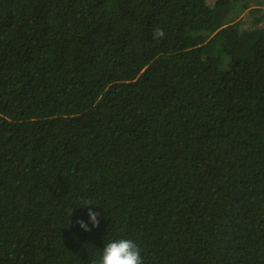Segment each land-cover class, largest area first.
I'll return each mask as SVG.
<instances>
[{
	"label": "trees",
	"instance_id": "16d2710c",
	"mask_svg": "<svg viewBox=\"0 0 264 264\" xmlns=\"http://www.w3.org/2000/svg\"><path fill=\"white\" fill-rule=\"evenodd\" d=\"M220 1L0 0V264H264V0Z\"/></svg>",
	"mask_w": 264,
	"mask_h": 264
},
{
	"label": "clouds",
	"instance_id": "9594fccd",
	"mask_svg": "<svg viewBox=\"0 0 264 264\" xmlns=\"http://www.w3.org/2000/svg\"><path fill=\"white\" fill-rule=\"evenodd\" d=\"M164 37L163 29L154 30V39ZM89 209L88 217L92 228H98L100 224L101 214L98 211H92L94 207L91 201H82ZM77 224L85 232H90L92 228L83 219L78 220ZM94 264H146L144 253L141 246L133 238L124 236L108 241L100 254L99 260Z\"/></svg>",
	"mask_w": 264,
	"mask_h": 264
},
{
	"label": "rangeland",
	"instance_id": "374dc122",
	"mask_svg": "<svg viewBox=\"0 0 264 264\" xmlns=\"http://www.w3.org/2000/svg\"><path fill=\"white\" fill-rule=\"evenodd\" d=\"M214 1V0H213ZM216 2L215 3H220V5H221V8H222V14L224 13V9H225V6H224V4H223V2L222 1H220V0H215ZM212 2V1H211ZM236 2H238V1H236ZM244 17V16H243ZM243 17H241V19L243 18ZM237 22H239V20L237 21ZM236 22V23H237ZM230 25V24H229Z\"/></svg>",
	"mask_w": 264,
	"mask_h": 264
}]
</instances>
